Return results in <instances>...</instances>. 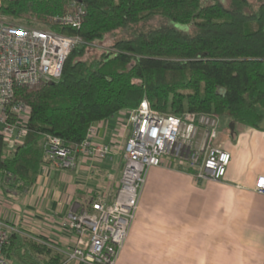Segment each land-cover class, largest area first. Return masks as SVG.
<instances>
[{
  "label": "trees",
  "instance_id": "16d2710c",
  "mask_svg": "<svg viewBox=\"0 0 264 264\" xmlns=\"http://www.w3.org/2000/svg\"><path fill=\"white\" fill-rule=\"evenodd\" d=\"M72 1L84 6L79 27L57 19ZM0 15L81 39L59 79L14 86L12 100L29 107L28 130L13 154L0 137V170L24 190L47 162L46 134L74 148L93 122L143 98L162 114L214 113L250 127L263 119L264 0H0ZM153 19L158 23L114 40L99 58L83 57L112 30ZM16 228L3 247L9 264L63 263L58 244Z\"/></svg>",
  "mask_w": 264,
  "mask_h": 264
},
{
  "label": "crops",
  "instance_id": "0c3cea01",
  "mask_svg": "<svg viewBox=\"0 0 264 264\" xmlns=\"http://www.w3.org/2000/svg\"><path fill=\"white\" fill-rule=\"evenodd\" d=\"M227 122L222 125L220 119L213 141L230 153L222 179L195 180L172 162L148 168L115 264H264V195L253 190L264 175V115L257 127ZM91 127V142L109 146L104 156L80 154L73 170L49 163L25 190L0 170V218L58 244L63 253L75 244L66 222L71 208L84 207L91 197L109 202L120 180L126 113ZM15 148L6 143L8 154Z\"/></svg>",
  "mask_w": 264,
  "mask_h": 264
},
{
  "label": "built area",
  "instance_id": "2783aa9c",
  "mask_svg": "<svg viewBox=\"0 0 264 264\" xmlns=\"http://www.w3.org/2000/svg\"><path fill=\"white\" fill-rule=\"evenodd\" d=\"M83 12L84 6L72 1L57 19L64 25L79 27ZM80 43L77 35L59 34L28 21L0 18V137L5 143L21 144L28 130L29 107L12 100L14 86L59 79L66 56ZM126 115L128 133L121 151L119 184L109 202L91 197L84 207L71 208L66 222L75 244L64 252L63 263L77 259L88 264H115L135 218L149 167L177 162L195 180H220L225 175L230 153L213 144L220 123L216 114H162L143 98ZM227 130L225 127L221 132ZM93 133L90 125L74 148L65 146L60 137L46 134L47 162L40 170L49 163L73 170L80 154L109 153L107 144L91 142ZM253 190L264 195V175L256 178ZM11 231H17L16 226L0 218V264H9L3 247Z\"/></svg>",
  "mask_w": 264,
  "mask_h": 264
},
{
  "label": "rangeland",
  "instance_id": "374dc122",
  "mask_svg": "<svg viewBox=\"0 0 264 264\" xmlns=\"http://www.w3.org/2000/svg\"><path fill=\"white\" fill-rule=\"evenodd\" d=\"M214 1V0H212ZM220 1V0H219ZM223 1L224 4L228 3V0H221ZM253 3L256 2V0H249ZM0 18L3 19H7V20H16L19 22H24V21H20L19 18H11V17H7V16H1ZM155 23H158L157 19H153L150 22H138V23H129V24H125L119 28H116L114 30H112L107 36L106 38H104L102 41H95L91 44H88L86 46V50L85 53L83 55V57L89 61L95 60L97 58L100 57V54L102 53V51L106 50L108 48V46L116 39H120V38H126L128 36H130L132 33L142 30L146 27L149 26H153ZM35 25H38L37 23H35ZM40 26V25H39ZM178 27H183L184 29L188 28V25H183V24H177ZM121 113H126V111L122 110ZM217 115V114H216ZM218 116V115H217ZM219 119H221V121H223L222 125H228V120L227 118L224 117H220L218 116ZM220 128V127H219ZM218 128V134L220 132V129ZM173 164H176V166H180V164H178L177 162H173ZM113 189L109 192H107V196H111L113 194ZM150 201H148L149 203ZM137 211V210H136ZM118 264H122V262L119 260Z\"/></svg>",
  "mask_w": 264,
  "mask_h": 264
},
{
  "label": "water",
  "instance_id": "95a60500",
  "mask_svg": "<svg viewBox=\"0 0 264 264\" xmlns=\"http://www.w3.org/2000/svg\"><path fill=\"white\" fill-rule=\"evenodd\" d=\"M230 127H231V125H230Z\"/></svg>",
  "mask_w": 264,
  "mask_h": 264
}]
</instances>
